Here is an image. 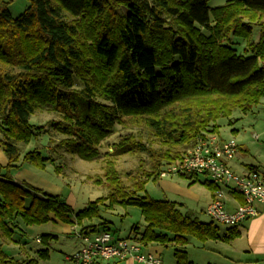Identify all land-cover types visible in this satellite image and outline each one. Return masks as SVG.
Returning <instances> with one entry per match:
<instances>
[{
  "label": "trees",
  "instance_id": "1",
  "mask_svg": "<svg viewBox=\"0 0 264 264\" xmlns=\"http://www.w3.org/2000/svg\"><path fill=\"white\" fill-rule=\"evenodd\" d=\"M29 1L14 19L9 3L0 0V149L8 168L20 162V144H30L42 130L30 122L39 110L64 116L67 124L53 126L68 137L62 143L67 150L86 161L102 155L99 146L116 125L143 121L170 146L164 155L169 165L181 157H172L173 150L218 135L221 119L236 110L251 112L264 98V0H229L216 9L209 6L212 0ZM254 24L261 28L259 43L251 42ZM232 38L247 41L251 56H240L230 45ZM129 146L120 143L117 152L143 150L141 143ZM48 160L37 150L24 156V162L42 170ZM157 165L128 189L110 163V195L90 203L75 219L60 196L0 174V236L14 242L22 226L51 221L82 226L83 233L99 227L110 231L106 220L98 226L84 223L102 219L103 207L117 206L140 208L146 225L141 233L133 229L135 238L146 246L174 247L177 264H192L189 238L206 244L230 243L239 236L237 227L221 236L215 222L202 223L173 202L141 196L150 179L160 178L163 164ZM206 185L218 190L211 182ZM50 238L41 243L48 246ZM38 255L15 260L0 244V264H40L50 257L48 249Z\"/></svg>",
  "mask_w": 264,
  "mask_h": 264
},
{
  "label": "rangeland",
  "instance_id": "2",
  "mask_svg": "<svg viewBox=\"0 0 264 264\" xmlns=\"http://www.w3.org/2000/svg\"><path fill=\"white\" fill-rule=\"evenodd\" d=\"M6 1L9 3V11L14 19L24 14L30 6L29 0ZM228 1L212 0L209 6L211 9H216L225 6ZM255 25L251 42L259 43L261 28ZM201 30L203 35L210 36L207 29L201 28ZM230 45L240 56H251L247 52L249 49L247 41L232 38ZM77 88L82 89L79 85ZM30 122L35 127H42V130H36L37 136L30 144L25 146L20 144L23 151L17 167L8 168L0 164V174L9 176L16 183L27 184L49 195L60 196L72 208L74 219L75 214L83 211L90 203L110 195L111 188L107 181V167L110 163L116 167L123 186L128 189L134 187L139 181L138 178H145V174L157 171L159 162L163 164L161 171L169 163L164 159V155L171 150L170 146L154 137L143 121L125 120V124L116 125L114 133L99 146L102 155L93 161H86L71 154L62 144L68 137L60 133L53 125L57 123L64 125L68 122L58 112L39 110L32 115ZM219 127L220 140L234 138L244 142L246 152L238 156L239 161L246 164H258V160L264 161V98L251 112L245 114L236 110L231 117L221 119ZM255 135L259 136V141L254 139ZM123 142L129 143V147H132L133 143H141L143 150L119 154L118 144ZM187 148L188 146L179 147L178 150L172 151L171 156L177 157ZM36 150L44 158L49 159L43 170L24 162L25 154ZM208 181L209 178L202 175L198 176L197 180L179 175L152 178L141 196H148L156 201L173 202L184 215L196 218L202 223H211L213 220L207 215V200L210 195L206 185ZM228 197H230L229 194L226 199ZM101 217L102 219L86 221L84 225H98L106 220L111 223V230L122 238L128 237L134 228L144 230L146 225L142 210L136 207L126 209L123 206H117L115 210L103 207ZM217 225L220 227L221 235L227 233V227ZM81 232L82 226L75 227L51 221L41 226L24 225L13 237L14 242L0 236V244L3 245L5 254L15 260L39 259L38 252L48 249L49 259L41 260L40 264H74L68 260V257L81 249L83 241L78 238ZM49 236L51 238L48 246L37 242L38 238L43 239ZM207 246L209 248L210 246L225 247L226 243L210 241ZM166 249L162 259L164 263L177 264L174 247L168 246ZM187 250L194 264H207L209 260L206 255L212 257L202 248V243L194 238L190 239ZM117 264H123V262Z\"/></svg>",
  "mask_w": 264,
  "mask_h": 264
},
{
  "label": "built area",
  "instance_id": "3",
  "mask_svg": "<svg viewBox=\"0 0 264 264\" xmlns=\"http://www.w3.org/2000/svg\"><path fill=\"white\" fill-rule=\"evenodd\" d=\"M254 139L259 141L260 138L255 135ZM243 146V141L234 138L222 141L215 134L201 136L177 161L167 165L160 177H208L211 183L218 186V190L207 208V215L216 224L228 228L239 227L259 217L261 211L256 205L264 204V176L258 171L239 175L230 167ZM227 193H236L243 199V203L232 212L227 210ZM78 238L83 241L81 249L68 257L74 264H96L98 261L164 264L160 256L144 252V245L137 238H117L111 231H102L94 236L80 234ZM37 241L41 243L42 239L38 238Z\"/></svg>",
  "mask_w": 264,
  "mask_h": 264
},
{
  "label": "crops",
  "instance_id": "4",
  "mask_svg": "<svg viewBox=\"0 0 264 264\" xmlns=\"http://www.w3.org/2000/svg\"><path fill=\"white\" fill-rule=\"evenodd\" d=\"M221 140L227 141L226 139H221ZM242 152H246V146L245 147L243 146V148L240 149L237 157L230 163L231 169L239 175H245L251 171H258L264 176V161L258 160V164L243 163L238 160V156ZM247 152H249V150H247ZM0 164L3 167L9 166V159L2 149H0ZM209 191H210V195H208V200H207L208 206L211 204L215 196V193H216V192L214 193L210 189ZM227 194L230 195V197L226 199L227 210L229 212H232L235 209H237L239 205L242 204V200L238 198L236 195H233V193H227ZM256 206L261 211V215L237 227L236 232L239 233V236L235 240H233L230 243H226L221 240L216 241V242L226 243L225 247L210 246L209 248L207 246L208 242L206 244H202V248L205 250V252H207V254H210L212 256V257H209L208 255H206L207 259L209 260L207 264L208 263L209 264H264V204H258ZM89 225L98 226L99 224L98 225L89 224ZM93 231L94 230H88L84 233L81 232V234L94 236L97 233L102 232V228L99 227L96 232H93ZM110 231L113 233L115 237L121 238V239L135 238L137 236L134 230H131L129 236L126 238H122L119 234H115V232L111 230V227H110ZM143 231L144 230L142 231L140 230L139 232L141 233ZM226 234L221 235V236H225ZM190 239L191 238H189V243H190ZM143 245H144V252L156 254L160 256L162 259H163L164 253L167 250L166 249L167 247L161 246L158 244H149L147 246L145 244ZM188 258L190 262L193 261V259L190 258L189 253H188ZM118 262H121V261H114V262H108V263L117 264ZM103 263H104L103 261H98L96 264H103ZM123 264H138V263L134 261H124ZM192 264H194V262H192Z\"/></svg>",
  "mask_w": 264,
  "mask_h": 264
}]
</instances>
